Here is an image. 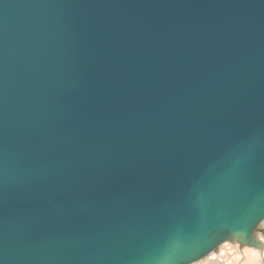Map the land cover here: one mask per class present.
I'll return each mask as SVG.
<instances>
[{"label":"water","instance_id":"obj_1","mask_svg":"<svg viewBox=\"0 0 264 264\" xmlns=\"http://www.w3.org/2000/svg\"><path fill=\"white\" fill-rule=\"evenodd\" d=\"M262 220L264 0H0V264H191Z\"/></svg>","mask_w":264,"mask_h":264},{"label":"bare ground","instance_id":"obj_2","mask_svg":"<svg viewBox=\"0 0 264 264\" xmlns=\"http://www.w3.org/2000/svg\"><path fill=\"white\" fill-rule=\"evenodd\" d=\"M263 232H257V238L261 242L260 247H253L249 245H240L238 242L224 241L218 245L217 249L208 253L193 264H255L257 258L262 257L260 263H264V240L260 237L264 236V220L259 225ZM239 245V246H238ZM260 248V250H259ZM243 261L241 262V259ZM203 261V262H202ZM201 262V263H200Z\"/></svg>","mask_w":264,"mask_h":264},{"label":"rangeland","instance_id":"obj_3","mask_svg":"<svg viewBox=\"0 0 264 264\" xmlns=\"http://www.w3.org/2000/svg\"><path fill=\"white\" fill-rule=\"evenodd\" d=\"M228 242V241H227ZM231 243V242H230ZM239 246V245H238ZM259 250H260V248H259ZM204 259V258H203ZM202 258H201V260H203ZM201 260H198V262L199 261H201ZM261 260H262V257H260V258H257L256 260H255V264H262V263H260L261 262ZM243 261V258L241 259V262ZM195 262H197V261H195ZM194 262V263H195ZM203 262V261H202ZM201 263V262H200ZM191 264H193V263H191ZM264 264V263H263Z\"/></svg>","mask_w":264,"mask_h":264},{"label":"snow or ice","instance_id":"obj_4","mask_svg":"<svg viewBox=\"0 0 264 264\" xmlns=\"http://www.w3.org/2000/svg\"><path fill=\"white\" fill-rule=\"evenodd\" d=\"M260 239L264 240V236H261ZM192 259H195V256Z\"/></svg>","mask_w":264,"mask_h":264}]
</instances>
